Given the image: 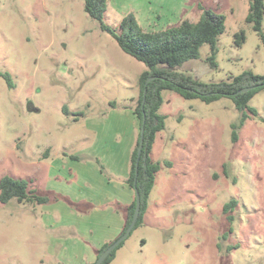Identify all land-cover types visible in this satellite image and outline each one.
I'll return each instance as SVG.
<instances>
[{
	"label": "rangeland",
	"instance_id": "374dc122",
	"mask_svg": "<svg viewBox=\"0 0 264 264\" xmlns=\"http://www.w3.org/2000/svg\"><path fill=\"white\" fill-rule=\"evenodd\" d=\"M202 8L225 17L217 68L203 45L174 70L206 83L264 75L247 0H107L102 21L118 32L132 14L154 32L196 22ZM144 70L83 0H0V72L12 82L0 77V179L26 180L48 199L0 203V264H91L121 233L134 197L126 182L139 132L131 110ZM248 104L257 115L246 111L233 142L241 114L229 99L162 92L165 127L150 154L160 168L147 210L108 264H264V89ZM232 199L230 222L223 207Z\"/></svg>",
	"mask_w": 264,
	"mask_h": 264
},
{
	"label": "trees",
	"instance_id": "16d2710c",
	"mask_svg": "<svg viewBox=\"0 0 264 264\" xmlns=\"http://www.w3.org/2000/svg\"><path fill=\"white\" fill-rule=\"evenodd\" d=\"M247 3L248 10L245 22L251 26L264 45V33L262 31L264 0H247ZM106 7L107 0H83V9L89 18L99 22L101 30L112 37L124 54L145 66V70L138 78L139 94L137 102L131 110L138 120L139 132L130 155L129 177L126 180L133 193L136 189L140 197V211L135 229L143 222L148 198L154 186L155 175L160 168L159 163L154 162L150 154L156 134L165 127L164 116L158 113L162 104V92L172 91L183 99H199L206 104L221 98L229 99L241 114L240 122L232 125V141L235 142L237 140V130L248 118L246 111L253 116L257 115L256 110L250 107L248 103L256 93L264 89V75L254 74L252 71H243L227 81L206 83L194 79L189 74L174 70L187 61L198 59L199 50L203 45H208L210 48V54L206 58L208 65L214 69L217 68V41L218 37L224 32L225 17L211 9L202 8L201 15L196 22L184 20L178 25L154 32L143 31L138 26L134 16L128 14L120 20L119 30L116 32L102 21ZM244 41L245 34L243 31L235 34V45L241 46ZM0 77L5 80L8 87H12L10 76L7 73L0 72ZM244 88L251 89L245 93H238L239 90ZM143 119V146L135 177L136 154ZM166 165L169 166L170 164L166 163ZM11 200L21 203L44 204L48 199L38 196L35 190L29 189V183L26 180L3 176L0 179V203L5 205ZM236 205V200L232 199L223 207V213L227 215L230 222L232 217L229 213L234 210ZM134 206L135 196L126 208L125 224L118 236L129 225ZM231 231V228H229V233ZM110 243H104L97 254L99 255ZM122 244L123 242L105 259L103 264H108L113 260L115 251Z\"/></svg>",
	"mask_w": 264,
	"mask_h": 264
},
{
	"label": "water",
	"instance_id": "95a60500",
	"mask_svg": "<svg viewBox=\"0 0 264 264\" xmlns=\"http://www.w3.org/2000/svg\"><path fill=\"white\" fill-rule=\"evenodd\" d=\"M150 80V79H149ZM148 80V81H149ZM147 81V82H148ZM251 88H244L238 91V93H245L249 91ZM145 94V93H144ZM144 119L142 122V126L140 128V135H139V142H138V147H137V154H136V162H135V177L137 175V168H138V162L140 159L141 151H142V146H143V133H144ZM134 186H135V180H134ZM134 196H135V206L132 214L131 221L129 225L126 227L125 231L118 236L113 242H111L106 249H104L95 259V261L91 264H103L105 259L122 243L124 242L127 237L130 235L132 230L134 229L138 216H139V211H140V197L138 191L135 189L134 190Z\"/></svg>",
	"mask_w": 264,
	"mask_h": 264
}]
</instances>
